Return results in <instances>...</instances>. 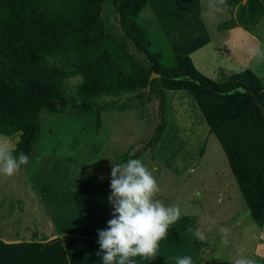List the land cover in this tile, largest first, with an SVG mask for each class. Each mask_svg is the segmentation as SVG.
Masks as SVG:
<instances>
[{
	"label": "rangeland",
	"instance_id": "1",
	"mask_svg": "<svg viewBox=\"0 0 264 264\" xmlns=\"http://www.w3.org/2000/svg\"><path fill=\"white\" fill-rule=\"evenodd\" d=\"M228 18L226 9L212 10L211 0H148L138 23L146 31L151 53L161 55L159 64L172 68L174 55L182 50L179 45L187 47L212 38L213 24ZM118 27L117 18L110 14L107 30L117 33ZM247 32L264 42V20ZM0 35L7 37L0 43L3 56L11 58L12 52L15 56L29 53L23 41V29L14 30V24H9V30L1 29ZM243 47L249 52L245 42ZM214 49L208 46L194 55V61L206 78L218 82L224 78L218 79L208 65L213 67L225 59L221 51ZM128 51L142 63V56L131 44ZM39 67L21 66L13 75L59 83L72 95L89 94L104 87L122 88L125 81L106 52L95 72H78L64 60L57 61L49 71ZM166 99L168 126L154 157L151 149L139 145L158 122L159 99L150 89L138 96L100 99L98 131L92 118H79L68 112L59 115L42 112L41 136L28 157V164L12 177L0 175V264H102L97 255L99 245L85 240L80 245V238L69 233L71 250H62L60 243L63 242L57 237L45 206L48 198L41 187L44 183L49 197L56 202L55 208L68 202L73 205L76 187L73 177L80 174V162L93 174L110 181L111 164L127 153L138 154L153 172L160 187L156 198L166 206L178 205L182 213L160 242L157 257L152 261L137 257L136 264H176V258L184 256H190L193 264H233L239 256L264 264V228L254 224L218 140L208 134L190 94L167 92ZM16 140L10 138L13 148ZM203 146L201 157L199 151ZM40 164H47L49 168L37 173L36 183L32 174ZM196 192L201 195L196 197ZM222 228L230 230L231 244L227 248L220 244ZM200 232L206 235L204 241L197 238ZM75 238L77 242H73ZM28 243L33 244L32 248Z\"/></svg>",
	"mask_w": 264,
	"mask_h": 264
},
{
	"label": "trees",
	"instance_id": "2",
	"mask_svg": "<svg viewBox=\"0 0 264 264\" xmlns=\"http://www.w3.org/2000/svg\"><path fill=\"white\" fill-rule=\"evenodd\" d=\"M50 1L69 19L67 23L54 22L53 33H58V37L66 35L61 40L62 47L70 48L74 54L65 48H54V42L50 41L43 44L47 49H52L49 54L36 48L33 50L35 52L17 56L12 52L11 58H7L0 51V135L17 139L14 155L22 152L29 157L41 136L42 112L49 115L68 112L79 118H92L94 129L98 131L102 112L98 105L100 99L138 96L150 89L159 99L158 122L139 145L151 149L154 157L168 123L166 92L184 91L194 98L207 125L208 134L218 140L253 222L262 229L264 85L259 77L246 69L224 76L221 81H212L196 70L188 56L182 55H174L175 65L172 68L161 66V55L151 53L146 31L138 23V17L148 0ZM227 4L226 9L231 17L223 23L225 29L239 26L251 31L264 20V4L261 0H227ZM110 14L115 15L119 22L117 33L107 30V17ZM37 20L39 22L41 19L37 17ZM87 37L89 42L84 50L85 58L81 60L76 54L84 48ZM130 44L142 56V63L129 53ZM80 45L83 47L80 48ZM103 52L124 75L122 88L111 90L104 87L89 94L77 92L72 95L59 83L34 76L23 78L13 75L21 66H40L49 71L59 60H64L78 72H95L103 61ZM152 73L160 77L149 81ZM203 152L204 146L199 156L202 157ZM128 159L140 160L138 154L127 153L119 157L117 163ZM89 193L108 200L111 195L110 182L93 174Z\"/></svg>",
	"mask_w": 264,
	"mask_h": 264
},
{
	"label": "crops",
	"instance_id": "3",
	"mask_svg": "<svg viewBox=\"0 0 264 264\" xmlns=\"http://www.w3.org/2000/svg\"><path fill=\"white\" fill-rule=\"evenodd\" d=\"M44 1H46V3ZM261 2L264 4L263 0H261ZM38 11L39 13H37ZM37 17L41 19L39 22ZM45 17H48L50 20ZM230 17L231 14L229 13V18ZM229 18L221 22H215L213 24V32L215 35L212 38L201 41L200 43H195L193 45L189 44L187 47L184 44H181L179 45V48L182 50L176 55L181 54L182 56H189L194 67L198 69L195 65L194 55L200 51H205L208 46L212 45L215 48L213 51H221L222 57L225 59L224 63L220 62L213 67L208 65L210 70H213V73H215V76L217 75L219 77L218 79L248 69L258 75L259 79L264 85V60L252 57L250 51L247 52V54L245 52L246 48L243 47L244 42L247 44V46H249L250 49L256 46L264 45V42L257 40L248 32L246 34L245 29L242 27L235 26L231 29L223 28V23L227 22ZM68 20L69 19L61 11L55 8L54 3L50 0H0V30H9V24H14V30H18L19 28L23 29V41L25 46H28L30 49H28L29 53L35 52L33 50L36 48H40L37 51L45 52L46 50V52H51L52 50L47 49L43 45L47 41H50L51 43L54 42V48H65L73 53L70 48L62 47L61 40L66 38V35L61 34L58 37L56 36L58 33H53L54 22L67 23L66 21ZM73 26L76 25L74 24ZM85 35L87 36L88 34L85 33ZM87 38L88 39H86L84 48H82L80 52V56L77 55V57L81 60L85 58L84 50L89 42V37ZM4 39H7L6 35H0V43H3ZM56 43H59V45H56ZM31 47L33 49H31ZM208 49L212 50V47H209ZM198 70L201 72L200 69ZM201 73L205 76L203 72ZM48 168L49 167L47 164H40L38 169H34L32 174L34 182L37 180V173ZM92 177L93 173L90 172L80 162V174H77L75 177H73V186H76L73 205L72 203L68 202L61 208H55L57 207L56 202L52 201L46 190L47 187H45L44 183L42 184L41 188H43V191L46 193V197L48 198V201L46 200L45 205L46 209L49 213V217L52 221L53 227L55 228L58 239L63 242L60 243L62 250L66 252L71 250V247L69 246H72V244H68L69 237L67 233L80 238V245H82V240L94 242L96 245H99L97 244L98 230L106 229L107 222L112 218L111 213L113 209L109 204V201L96 198L89 193V185L91 183ZM36 183H33L34 187H36ZM54 196H58V194ZM61 203L64 204V202ZM55 213L56 216H53ZM62 214H65V216ZM66 217L69 218L67 219ZM63 222L66 223L65 226ZM62 228L66 229V231L62 230ZM70 230H72V232H69ZM78 238H75L73 242H77ZM18 242L22 243V241ZM28 244L31 246L30 248H32L33 244Z\"/></svg>",
	"mask_w": 264,
	"mask_h": 264
},
{
	"label": "clouds",
	"instance_id": "4",
	"mask_svg": "<svg viewBox=\"0 0 264 264\" xmlns=\"http://www.w3.org/2000/svg\"><path fill=\"white\" fill-rule=\"evenodd\" d=\"M212 10L222 12L227 0H211ZM254 58L264 60V45L249 49ZM28 164L24 153L14 155V148L7 136L0 135V175L12 177L22 166ZM111 195L108 197L113 211L112 218L104 230H98L99 251L102 264H136L135 258L152 261L157 257L159 244L168 235V230L181 219L178 205L166 206L156 198L160 192L156 177L141 160L111 164ZM196 197L201 194L194 193ZM191 231V229H189ZM220 244L227 248L231 244L230 230L220 229ZM200 241L206 239L198 233ZM176 264H193L190 256L177 257ZM233 264H255L245 256H239Z\"/></svg>",
	"mask_w": 264,
	"mask_h": 264
},
{
	"label": "water",
	"instance_id": "5",
	"mask_svg": "<svg viewBox=\"0 0 264 264\" xmlns=\"http://www.w3.org/2000/svg\"><path fill=\"white\" fill-rule=\"evenodd\" d=\"M160 76L158 75V74H155V73H152L151 75H150V77H149V81H151L153 78H159ZM238 92V90L237 91H235V93H237Z\"/></svg>",
	"mask_w": 264,
	"mask_h": 264
}]
</instances>
